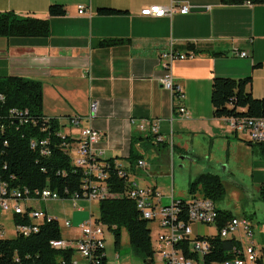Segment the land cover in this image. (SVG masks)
<instances>
[{"label": "crops", "instance_id": "0c3cea01", "mask_svg": "<svg viewBox=\"0 0 264 264\" xmlns=\"http://www.w3.org/2000/svg\"><path fill=\"white\" fill-rule=\"evenodd\" d=\"M185 1L206 9L172 17H148L141 15L142 9L167 5L171 0H0V12L51 19L49 37H0V77L13 75L41 81L45 115L59 120L61 135L77 140L82 139V131L89 125L85 117L91 100L98 101V116L91 125L102 134L95 146L96 151L104 150L100 159L114 158L127 167L135 150L138 160L149 165L148 169L137 168L141 176L153 170L151 160L162 155L174 164L178 154L200 167L198 175L215 173L225 186L232 178L237 179V174L248 178L250 190L233 184L250 196L252 204L258 201L249 210L233 211L216 205L251 220L254 242L264 259V205L258 204H264L259 198L264 184V157L233 132L227 118L214 115L211 101L215 77H251L252 95L264 98V4ZM54 3L64 5V16H50L49 8ZM80 4L89 6L91 14H80ZM101 8L122 12L103 15ZM109 40L113 43L101 45ZM188 43L223 54H194L173 62L170 69L186 95L179 103L185 105L188 114L181 115L173 109L172 93L160 84L165 73L161 56ZM241 52H247V56L242 57ZM74 116L82 118L79 125L71 123ZM153 120L160 122V139L138 128L139 122ZM204 154H208V163L201 165L197 158ZM135 182L140 187L156 188L162 203L164 194L157 181L140 178ZM174 189L172 184L169 197L176 199ZM179 193L184 196V188ZM233 194L240 196L236 199L242 197L241 193ZM191 198L189 194L187 199L177 200ZM106 257L110 264L107 250ZM115 258L112 264H122L119 254ZM76 260L82 262L79 256Z\"/></svg>", "mask_w": 264, "mask_h": 264}, {"label": "trees", "instance_id": "16d2710c", "mask_svg": "<svg viewBox=\"0 0 264 264\" xmlns=\"http://www.w3.org/2000/svg\"><path fill=\"white\" fill-rule=\"evenodd\" d=\"M225 4H241L250 1L264 4V0H221ZM121 10L101 8L103 15H114ZM51 17L64 16L63 4L54 3L49 8ZM51 19L23 16L15 12H0V37H49ZM112 40L101 45H110ZM175 49V48H174ZM176 52L186 51L190 55H222L210 47L188 43ZM251 77H215L212 82L211 101L214 115L219 118L264 117V98H255L249 85ZM62 125L57 118L47 117L44 113L43 83L22 76L0 77V183H7L10 190L27 189L30 193L46 187L60 192L63 198L82 193L85 173L73 165L68 145L78 142L71 136L61 135ZM253 150L264 157V143L246 141ZM46 149L48 154L42 151ZM139 154L133 150L130 167L125 175H120L116 159L107 161L109 173L106 185L109 196L100 202V222L107 225L115 235V245L121 246L122 230L129 235L130 245L135 256L143 262L154 254L151 220L143 217L136 203L127 193L134 188L135 181L130 179L137 174L136 162ZM200 193L214 203L220 202L227 194L221 177L215 173H200L189 184V194ZM259 198L264 201V184L260 187ZM182 204L186 203L181 199ZM218 207V206H217ZM180 218L187 221V209L181 207ZM183 212V213H182ZM220 227L236 217L231 210L218 208ZM183 214V215H182ZM28 216L16 215L15 223L27 225ZM61 238L58 221H47L38 232L15 238H0V264H73L71 250H56L51 242ZM211 250L206 257L207 264L223 263L227 259L241 256V245L235 239L222 240L211 237ZM107 262V257H104ZM264 264L263 257L257 261Z\"/></svg>", "mask_w": 264, "mask_h": 264}, {"label": "built area", "instance_id": "2783aa9c", "mask_svg": "<svg viewBox=\"0 0 264 264\" xmlns=\"http://www.w3.org/2000/svg\"><path fill=\"white\" fill-rule=\"evenodd\" d=\"M246 2L252 4L250 1ZM192 7L185 0H171L167 5L148 6L141 10V15L172 17L175 13L188 14ZM78 8L80 14H91L92 12L91 8L85 4H80ZM240 55L245 57L247 52H241ZM186 57V54L178 53L174 48L164 52L161 56L165 73L159 80L160 84L172 93L173 109L181 115L188 114L185 105L179 103L184 101L186 95L170 68L173 62ZM98 110V101L91 100L89 113L85 117L89 125L83 129L82 139L68 145L73 165L82 168L85 173L81 194L63 198L60 192L49 187L30 193L27 189L10 190L7 183H0V211L13 217L16 236H27L32 232H38L42 224L56 220L60 225L61 238L52 241L51 246L56 250H71L73 264H79L76 256H79L86 264H107L104 260L106 231L110 228L100 222V217H95L92 211L88 220L78 226H73L69 219L60 222L57 218L50 216L47 210L42 207L41 202L70 200L74 203L73 207H78L80 201L100 204L109 196L106 185V179L109 176L106 169L109 165L107 161L100 159L104 150H95L102 134L91 125L98 116ZM81 120L80 116H74L71 123L79 125ZM228 122L237 135L251 142L264 143V117L228 118ZM138 128L143 132L155 135L158 139L161 138L159 120L141 121ZM76 143L78 146L74 147L73 144ZM42 152L48 154L46 149ZM116 166L120 168L121 176L126 174L124 170L126 166L118 162H116ZM135 166L139 169L149 168L147 162L142 159L138 160ZM127 195L135 201L137 209L144 218L158 221L159 232L152 239L154 254L143 264H207L206 257L211 250L210 238L216 236L222 240L235 239L241 245L237 250L241 256L216 264H258L257 261L262 258L254 242L255 231L251 220L247 217H234L220 227L216 203L200 193L193 194L185 204L171 196V203L163 207L161 206V194L154 187H140L135 182L134 188ZM182 206L187 209V221L180 218ZM25 214L30 220L27 225L15 223L16 215ZM194 225L207 226L210 229L209 234L206 236L196 234ZM63 226L68 232L64 230ZM5 235L4 224L0 222V238L5 239Z\"/></svg>", "mask_w": 264, "mask_h": 264}, {"label": "rangeland", "instance_id": "374dc122", "mask_svg": "<svg viewBox=\"0 0 264 264\" xmlns=\"http://www.w3.org/2000/svg\"><path fill=\"white\" fill-rule=\"evenodd\" d=\"M182 155H175L174 158V164L169 163L162 155L157 157L156 159L151 160L149 162L150 166L152 165L153 170L149 173L143 172V176L138 174H132L131 178L135 181L139 182L140 178H145L147 180L152 179L158 182L159 186L162 187L161 193L164 194L162 197V203L161 206H166L171 203L169 193L171 191L172 184L175 186V197L176 199L180 198H188V189H189V181L195 180V178L198 176V169L200 168L198 165H194L195 162H191L189 160H183ZM208 154H204L201 157L197 158L199 163L202 165H206L208 163V158L206 157ZM195 157V156H194ZM140 171V170H139ZM210 172V171H205ZM237 179L232 178L230 181L226 182V186L228 187V191L226 196L217 203V205L222 207H229L231 210L235 211L236 209H243L249 210L251 206L256 204L257 202H251L250 196L246 195L245 191H241L240 188L233 184L234 182L237 184H240L244 187L246 190H250L251 182L248 178H244L241 176V174H237ZM133 180V181H134ZM176 180V185L174 181ZM224 183V182H223ZM181 188H184L185 195L180 196L179 191ZM233 191L235 193H241V198L236 199V197H240L238 195L233 194ZM260 205H264L263 203H258ZM41 205L44 209H47L50 216L56 217L60 222H63L66 219L71 220L73 226L79 225L80 222H83L84 220L88 219L90 217V212L93 211V214L95 217H100V205L99 203H94L91 205L90 203L86 201H80L78 202V207H73L74 203L70 200H56V201H42ZM257 206V205H255ZM82 208V209H80ZM9 216V217H8ZM0 222L4 224V226L7 228L6 231V238H15V228L12 218H10V214H5L0 211ZM195 231L196 234L199 235H208L210 232V229L207 226L199 225ZM149 227L152 230V239L155 238L157 233L159 232L158 228V221H151L149 224ZM64 228V226H63ZM66 232L68 230L64 228ZM106 250L108 253V257L110 260V264H112V261H115L116 255L119 254V258L121 257V260L123 261L122 264H142L143 261L140 257H137L134 255L132 251V247L130 245L129 241V235L128 232L123 229L122 235H121V246L119 248L115 245V235L114 232L110 229L106 231ZM82 262L80 264H86L82 259Z\"/></svg>", "mask_w": 264, "mask_h": 264}, {"label": "water", "instance_id": "95a60500", "mask_svg": "<svg viewBox=\"0 0 264 264\" xmlns=\"http://www.w3.org/2000/svg\"><path fill=\"white\" fill-rule=\"evenodd\" d=\"M206 9V7H197V6H193L191 8V12H200V11H204Z\"/></svg>", "mask_w": 264, "mask_h": 264}]
</instances>
